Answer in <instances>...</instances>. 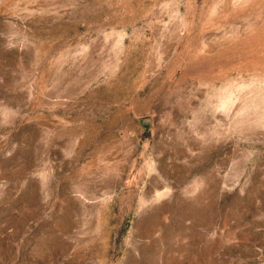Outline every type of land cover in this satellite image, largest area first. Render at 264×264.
<instances>
[{"label": "rangeland", "instance_id": "1", "mask_svg": "<svg viewBox=\"0 0 264 264\" xmlns=\"http://www.w3.org/2000/svg\"><path fill=\"white\" fill-rule=\"evenodd\" d=\"M0 264H264V0H0Z\"/></svg>", "mask_w": 264, "mask_h": 264}]
</instances>
